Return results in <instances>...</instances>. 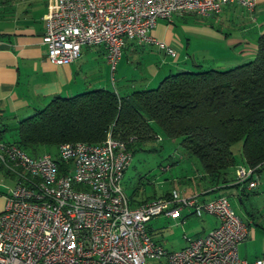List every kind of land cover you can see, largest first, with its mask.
<instances>
[{"label":"built area","instance_id":"obj_1","mask_svg":"<svg viewBox=\"0 0 264 264\" xmlns=\"http://www.w3.org/2000/svg\"><path fill=\"white\" fill-rule=\"evenodd\" d=\"M227 3L251 10L256 0H55L43 35L47 58L70 64L83 46L102 45L114 69L128 40L174 55L150 35L158 19L210 15ZM56 150L61 165L49 152L29 155L0 132V165L14 180L0 210V264H264V257L240 258L248 229L225 194L202 200L173 189L131 206L122 187L132 159L124 142L108 132L101 143H61ZM255 172L238 166L236 183L256 186ZM184 208L215 216L218 225L168 250L151 237L149 221Z\"/></svg>","mask_w":264,"mask_h":264},{"label":"crops","instance_id":"obj_2","mask_svg":"<svg viewBox=\"0 0 264 264\" xmlns=\"http://www.w3.org/2000/svg\"><path fill=\"white\" fill-rule=\"evenodd\" d=\"M54 3L55 0H0L1 138L4 132H9L13 138L19 121L43 108L55 96L70 97L94 88L108 89V82L112 81L114 84L116 80L114 72L117 69L112 70L106 58V49L102 45L83 46L80 56L70 64L57 65L48 60L43 35L46 16ZM262 34L264 0H256L251 10L235 3H227L221 6L218 13L210 15L174 14L170 20L158 19L150 35L165 42L174 51V55L156 45L128 40L122 48L117 66L122 67L124 53L125 56L127 54L137 56L139 51L142 54L148 48L158 49L155 52L157 58L161 54L163 60L166 59L164 56L170 57V63L160 60L158 67L150 64L148 76L130 78L121 74L118 81L120 87L113 85L110 89L123 95L133 89L152 88L167 71L198 66L229 68L243 64L254 58L257 40ZM140 64L139 62L138 65ZM5 141L11 142L12 139ZM259 173L262 178L264 172ZM203 178L204 181L196 184L201 193H204L202 200L225 194L229 201L232 198L243 207L239 213L234 207L237 215L248 227V236L239 245L240 258L251 261L264 257V213L252 206L247 209L244 205V201L249 200L251 196L254 198L264 196V181L260 179L255 188L248 189L246 185L234 181L224 187L221 184L213 186L209 178L201 176V179ZM188 186L185 185L179 192L196 193L197 190H192ZM213 188L221 189L213 191ZM135 194L136 192L132 191L128 196L131 206L156 196L137 200ZM2 198L0 210L5 204V197ZM261 206H264V203H261ZM254 208L255 213L260 215L252 213ZM193 214L196 213L184 208L176 217L164 215L157 217H162L166 222L170 220L176 225H186L193 218L191 216ZM208 215L197 233L187 236L184 234L182 245L174 250L181 249L187 244L185 237L203 235L218 225V219ZM148 230L157 243L165 246L154 237L155 229L152 225L148 224Z\"/></svg>","mask_w":264,"mask_h":264},{"label":"trees","instance_id":"obj_3","mask_svg":"<svg viewBox=\"0 0 264 264\" xmlns=\"http://www.w3.org/2000/svg\"><path fill=\"white\" fill-rule=\"evenodd\" d=\"M194 68L172 70L156 87L133 89L123 95L94 88L70 97L55 96L19 121L10 143L34 156L41 147L57 149L65 142L101 143L110 132L134 153L160 131L167 137H180L186 153L199 160L201 176L209 178L213 186L236 182L235 167L239 164L261 171L264 34L258 38L250 61L229 68ZM239 141L242 163L231 150ZM51 154L61 165L57 152ZM0 169L10 175L1 165Z\"/></svg>","mask_w":264,"mask_h":264},{"label":"rangeland","instance_id":"obj_4","mask_svg":"<svg viewBox=\"0 0 264 264\" xmlns=\"http://www.w3.org/2000/svg\"><path fill=\"white\" fill-rule=\"evenodd\" d=\"M157 50L158 49L156 48H148L142 54L139 51V53H137V56H131L130 54H127V56H125L124 53L122 60L123 65L121 68L118 67L117 61L116 65L114 66V69H117V71L114 72L116 80L114 81V84L112 83V81L108 82V89L112 88L113 85H117L118 87H120L118 81L121 79L119 77V75L121 74L129 76L130 78H137L141 75L148 76V74L150 75V70L148 67L150 64H155V66L158 67L160 60H165L170 63V57L164 56V58L166 59L163 60V55L161 54L157 58V55L155 54ZM156 58L159 60H157ZM139 62L141 63L140 65H138ZM202 67H204L203 69L210 68V66ZM165 73L167 74L169 72L167 71ZM154 85L155 86L152 87L157 86V84ZM2 139L11 140L13 138L11 137L9 132H4ZM231 150L237 162L242 163L243 156L241 153V141L232 144ZM39 151L40 153L47 151H49L50 153L57 152L55 148L46 147H41ZM241 165L243 164H239L235 167V177L236 169ZM261 172H264V168L261 169ZM201 175L202 172L199 160L197 159V157L188 155L186 153V151L180 144V137H167L163 133L158 131V133L155 134L154 138L150 142H147L143 145L142 149L132 153L130 165L125 170L123 175L122 187L127 196H130L132 191H135V199L140 200L150 198L154 195L159 196L162 193L171 191L173 189L182 191L185 185H189L188 187H190L192 190L195 189L197 191L196 193L192 192L191 194L189 192L188 194L184 195L191 194L192 196L196 194L201 198L204 193H201V191L196 187V184L198 182L204 181V178L201 179ZM254 178L256 182L260 181V179H262L261 181H264V176H262L261 178L259 172H255ZM13 185L14 180L7 174H5L2 169H0V200L3 199L2 196L5 197L6 192ZM253 188H255V186L248 189ZM217 190L219 191V189ZM230 203L233 209L234 207H236V211L238 213L240 209H243V207L236 203L232 198H230ZM261 203H264V196L258 198H254L253 196H251L249 200L244 201V205H246L247 209L252 206V208L255 207L257 210L264 213V208H262L264 206H261ZM1 208L2 204L0 202V209ZM255 208L252 213L257 216L260 215L255 213ZM207 215V213L203 212L199 214H193L191 215L193 216V218H191L186 225H176L170 220L166 222V220H164L162 217H154L149 221V225H152L153 229H155L154 237L163 242V245L166 246V249L174 250L182 245L184 234H186L187 236L195 235L194 233H197V231L201 228V223L207 220V218H205L207 217ZM148 264H165V260H149Z\"/></svg>","mask_w":264,"mask_h":264}]
</instances>
